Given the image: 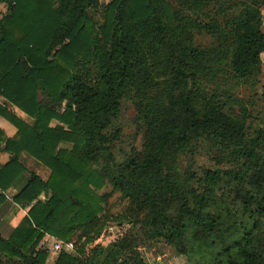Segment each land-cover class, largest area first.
Segmentation results:
<instances>
[{
  "label": "trees",
  "instance_id": "obj_1",
  "mask_svg": "<svg viewBox=\"0 0 264 264\" xmlns=\"http://www.w3.org/2000/svg\"><path fill=\"white\" fill-rule=\"evenodd\" d=\"M204 1L182 3L194 9ZM233 1L218 10L230 13L224 22L199 23L182 19L168 0H0L8 6L0 16V151L11 155L0 165V191L25 172L24 153L50 172L46 181L31 173L14 196L26 216L9 238L0 235L1 257L47 264L46 236L71 242L79 231L100 234L107 199L96 191L109 187L132 209L125 222L148 229V242L163 241L188 264H264V132L247 138L248 112L227 108L233 94L217 80L260 73L264 0ZM101 7L102 23L95 22L90 11ZM194 30L214 36L216 46H197ZM203 80L220 91L196 88ZM127 90L142 146L119 161L106 132ZM199 140L230 169L178 175L174 158ZM91 240L76 246L78 255ZM113 251L101 264H153L135 240ZM55 264L86 263L63 252Z\"/></svg>",
  "mask_w": 264,
  "mask_h": 264
},
{
  "label": "rangeland",
  "instance_id": "obj_2",
  "mask_svg": "<svg viewBox=\"0 0 264 264\" xmlns=\"http://www.w3.org/2000/svg\"><path fill=\"white\" fill-rule=\"evenodd\" d=\"M111 0H100L102 6L107 5ZM172 5V9L180 14L182 19H191L198 21L199 23H209L211 20H220L224 22L229 12L226 15H217L221 6H232L235 2L233 0H210L202 5V8L193 6L194 9H188L184 7L183 0H168ZM206 2V0L204 1ZM8 6H0V16L7 14ZM102 7L96 11H90V17L95 22L102 23ZM262 30L264 32V6H262ZM197 46L201 48H211L216 46L217 39L206 32L193 31ZM223 77H218V83L221 85L220 89L227 90L233 94V103L227 106L232 112L239 113L241 110H246L249 114L245 124V133L248 139L252 140L257 136L258 131L264 132V57L263 64L260 73L256 77H250L239 82L230 80L228 84L222 82ZM221 81V82H220ZM225 85V86H224ZM203 89L209 94H214L216 91H220L214 85L210 84L209 80L201 81L200 85L196 86ZM4 103V101H1ZM14 110L22 116L23 120L29 124H33V119L21 113L18 109ZM18 110V111H17ZM16 113V114H17ZM136 107L134 93L127 90L121 100V110L118 121L113 124L106 132L109 138L116 139L114 145V152L119 161L124 160L126 157L139 151L142 146V133L139 131V127L136 124ZM56 124V123H55ZM120 133L117 134L116 132ZM264 150V139L261 141ZM217 154V153H216ZM213 148L210 144L205 143L203 140L193 142L192 152H185L182 155L174 158V170L178 175H184V173L190 169L198 176L201 175L204 169H219ZM11 157V155H10ZM30 158V159H28ZM11 159V158H10ZM32 157H28L25 153L18 157L19 164L22 167L27 166L29 173H35L39 175L44 181H46L50 175L48 169H46L40 163L33 161ZM25 168V167H24ZM223 169H230L229 165H223ZM99 196H106V201L102 203L105 212L100 215L104 217L105 225L100 234H90L88 237L92 239L85 245V252L79 254L76 252L73 254L75 258H82L86 264H101L106 256L114 257L117 251H113V246L123 239L137 241V247L141 256L148 262L153 264H188L187 259L183 256H178L174 249L166 245L163 241L148 242L147 232L148 229H139L137 223H127L123 217L132 220L130 205L124 201L119 194L113 193L111 188L105 187L99 191H96ZM3 210V209H2ZM0 210V217L3 215ZM120 226L124 227L119 233ZM87 237V238H88ZM9 238V237H7ZM5 238V239H7ZM86 237L81 235V231L74 234L71 238V242L79 248L87 240ZM41 247L48 251L47 264H55L58 254L51 251V243L42 241ZM95 261L90 259L97 255ZM88 261V262H86ZM0 264H9L6 259L0 256Z\"/></svg>",
  "mask_w": 264,
  "mask_h": 264
},
{
  "label": "crops",
  "instance_id": "obj_3",
  "mask_svg": "<svg viewBox=\"0 0 264 264\" xmlns=\"http://www.w3.org/2000/svg\"><path fill=\"white\" fill-rule=\"evenodd\" d=\"M17 116L23 120L19 112L17 113ZM10 158L11 157L8 153L0 151L1 166L8 164ZM24 167H25V172L21 175V177H19V179H17V181L9 189H7V191H5L4 193L0 191V195L3 194L5 197V199L0 203V210L3 209L2 210L3 215L0 217V235L3 238L9 237L12 234V232L15 230V228L21 223V221L26 216L25 212L13 203L14 196L17 195L25 187L31 176L30 175L31 173H29V168L27 166ZM46 239L47 237H45L43 241Z\"/></svg>",
  "mask_w": 264,
  "mask_h": 264
},
{
  "label": "built area",
  "instance_id": "obj_4",
  "mask_svg": "<svg viewBox=\"0 0 264 264\" xmlns=\"http://www.w3.org/2000/svg\"><path fill=\"white\" fill-rule=\"evenodd\" d=\"M47 239L44 240L46 242L51 243V251L56 253V254H61V253H67V254H75L76 252V245L73 242H64V241H59L57 239H54L50 236H46ZM43 241V242H44Z\"/></svg>",
  "mask_w": 264,
  "mask_h": 264
}]
</instances>
